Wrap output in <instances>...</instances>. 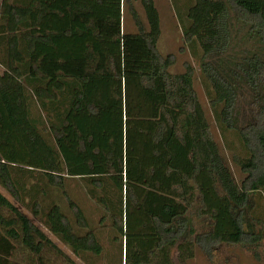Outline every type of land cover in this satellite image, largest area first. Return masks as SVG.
I'll return each mask as SVG.
<instances>
[{"label": "trees", "instance_id": "1", "mask_svg": "<svg viewBox=\"0 0 264 264\" xmlns=\"http://www.w3.org/2000/svg\"><path fill=\"white\" fill-rule=\"evenodd\" d=\"M173 3L245 178L213 137L193 66L174 75L161 56L155 0H0V187L11 199L0 191L11 214L0 215V264L15 242L37 256L57 248L13 201L76 255L102 256L107 232L119 253L109 264H187L198 249L211 257L223 244L263 242L264 0ZM126 13L137 32L125 31ZM71 182L84 184L97 223ZM51 189L74 220L42 207Z\"/></svg>", "mask_w": 264, "mask_h": 264}, {"label": "rangeland", "instance_id": "2", "mask_svg": "<svg viewBox=\"0 0 264 264\" xmlns=\"http://www.w3.org/2000/svg\"><path fill=\"white\" fill-rule=\"evenodd\" d=\"M155 1L160 14L162 30L158 45L159 52L163 58L170 57L173 61L170 73L174 75L184 73L186 64L193 66L195 71L194 88L210 122L213 137L219 144L222 154L227 159L228 165L235 179L240 183L245 176L242 174L240 168L231 161L233 153L226 148L223 142L222 135L215 122L209 104L205 79L202 76L200 68L203 53L200 48L192 49L190 45L186 43L183 35V26L178 19L182 15L181 12L175 8L173 3L174 0ZM137 8H139V13L142 15L141 17L143 21H145L141 7L137 6ZM184 21L187 25L188 21L186 18ZM124 27L126 32H137L135 23L129 13H126ZM231 141L235 144V152H239L241 150L239 142L235 138H231ZM0 191L10 199L8 193H6L1 187ZM67 192L71 195L74 201H78L86 209L87 214L94 219L95 223L99 221L100 217L98 216V212H96L95 202L88 196L87 189L82 182H71ZM45 195L47 196L40 195V203L43 208L48 207L52 202L56 203L69 218L74 220L62 191L51 189L46 191ZM29 200L30 198L27 197L26 202H29ZM13 202L21 212L27 215L32 222L44 232L47 238L50 239L57 248L45 249L40 256H37L23 246L21 242H15V251L10 259L11 264H109L113 262V256L117 255V257H119L117 251L110 249V245L107 242V232H104L102 235V240L106 246V251L102 256L97 257L90 253H83L80 255L74 254L70 247L63 244L57 237L47 230L41 222L40 217L34 216L32 211L23 207L20 203L16 201ZM256 204L258 205L259 212L262 213L261 219L264 223V197L257 198ZM0 215L8 219L11 216L6 209L1 207ZM187 264H264V240L259 246L252 247L223 244L216 248L211 257H208L198 249L195 257Z\"/></svg>", "mask_w": 264, "mask_h": 264}]
</instances>
